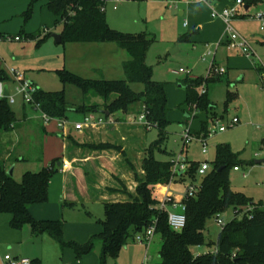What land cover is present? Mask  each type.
Segmentation results:
<instances>
[{
    "label": "rangeland",
    "instance_id": "1",
    "mask_svg": "<svg viewBox=\"0 0 264 264\" xmlns=\"http://www.w3.org/2000/svg\"><path fill=\"white\" fill-rule=\"evenodd\" d=\"M199 1L200 6H189L187 0H123L119 3L108 1L106 17L110 28L115 32L129 36L144 35L150 40L146 65L153 71L152 80L166 85L168 97L166 138L161 150L155 148L152 155L160 162H174L177 167H174L173 171L180 170V167L185 165L187 172L196 178L188 176L184 180L171 182L168 189L173 196L181 199L192 186L201 184L203 179L197 176L198 167L195 165L207 162L211 167L214 166L218 147L228 146L240 162L239 171L231 169L232 190L244 194L255 204L263 203L264 206V163H256L264 160V91L261 90L259 74L255 69L259 58L264 62V31L261 30L264 22L256 19L259 15L264 16V0L250 6L248 11L245 9L246 4L240 7L238 16L230 24L238 38L247 41L256 53L251 58H247L239 48L230 47L228 25L222 19L212 17L213 7L221 14L227 7L233 6L235 0ZM247 13L248 16L244 17ZM16 22L17 19H14L8 22L6 27L15 29ZM34 22L37 27H41L44 41L39 44L37 40H27L23 37L22 42L4 39L0 41V57L3 58L2 53L13 55L16 47L25 48L26 56L23 60L17 61L19 63L14 62L13 56L11 60L9 59L8 62L12 63L9 71L21 72L36 90L63 91L67 101L77 108L85 103L82 92L74 85L64 86L58 71L67 70L86 80L126 79L123 65L130 60V56L117 44H57L54 36L61 34L63 24H56L54 16L47 8L34 13L31 20L26 24L24 22V25L26 27ZM195 29L197 32L193 33ZM17 36H21L20 33ZM182 38L187 40H181ZM39 62L42 66L38 68L36 64ZM220 68H224L226 73L217 74L216 70ZM180 70H184L185 73L176 74ZM191 79H207L199 92L200 94L208 92L212 104L209 110L192 111L187 106L185 82ZM9 86L11 96L15 97L16 104L10 105L16 114L17 126L14 131L0 135V160L5 161L7 155H10L6 164L11 165L10 169L14 167L13 178L18 183L22 181L25 172L53 168L55 173L49 187L48 202L32 206L30 209L32 217L38 222L62 224L65 243L85 245L92 236L103 232L101 222L105 220L104 205L99 200L89 198L85 200L78 197L79 201L75 202L63 200L60 181L62 173L57 170L65 154L59 121L52 119L47 122L38 109L27 103L23 95L17 93L19 85L10 83ZM132 88L136 92H141L144 86L135 84ZM98 102L101 100L92 97L86 100L89 104ZM143 110L142 105L138 104L131 110L132 114L117 112L111 116L115 120L128 118V125L134 121L135 126H138V149L134 144L129 147L117 146L118 149H115L121 156L109 174L114 184L112 193L121 194L113 196L118 199H124V195H128V186L134 185L131 192L136 190L137 179L145 177L144 161L148 151L162 139V132L159 129L149 128L146 119L141 120ZM212 116H216L215 120H219V125L226 127L234 118H238L240 122L232 128H227L223 133L218 132L204 139L201 134L202 123L214 127L216 124L212 121L215 120H210ZM68 118L66 128L69 130L75 129L79 123H84V120L81 121V113L69 112ZM116 122L119 125L120 121ZM42 126H45V131ZM259 126L261 129H258ZM110 127L114 128V125L89 129L99 135L97 144L109 140L106 139V134ZM188 129L191 130L192 141L186 145L183 142V135ZM86 132L81 136H85ZM118 132L120 133V129L115 130L116 134ZM118 136L113 139L116 140ZM204 143L207 148L206 154L203 153ZM83 150L104 151L89 150L86 147ZM162 187L164 186H158L155 193L160 202L166 198V195L162 194ZM65 203L77 206L70 208L65 206ZM250 209L252 210V207ZM246 210L238 214L239 219L244 217ZM235 215L236 212L229 209L221 214L220 219L226 224L232 221ZM10 221L9 213L0 212V264H4L2 259L6 254L13 257L17 250L30 254V261H35L43 255L49 257L54 253L50 256L52 264L101 262L102 247L99 241H96L88 255L77 261L70 248L61 249L59 243L50 241L55 248L51 252L42 241L47 239L33 235L28 226L22 230L13 229ZM221 227L215 219L209 220L205 231L206 243L192 248L193 254L201 256L215 253ZM160 251L159 234L155 235L149 246L130 240L117 257L109 256L105 264H158ZM146 257L149 259L145 260Z\"/></svg>",
    "mask_w": 264,
    "mask_h": 264
},
{
    "label": "trees",
    "instance_id": "2",
    "mask_svg": "<svg viewBox=\"0 0 264 264\" xmlns=\"http://www.w3.org/2000/svg\"><path fill=\"white\" fill-rule=\"evenodd\" d=\"M39 0L31 3L24 14L25 22L32 18L33 7ZM135 1V0H133ZM143 1V0H137ZM261 0H245L250 8ZM104 0H49L47 7L56 19L63 24L62 44H107L115 43L126 51L130 60L124 63L125 80H86L67 70L58 71L64 86H76L84 96L85 103L73 107L66 99L65 92H45L36 90L31 105L50 119L68 120V113L75 110L84 116L95 113H129L136 105L143 107L149 128L162 132V139L151 147L144 161V178H138L134 194H128L124 202L105 203V220L101 222L103 232L91 237L85 245L65 243L63 225L36 221L30 212L34 205L48 202L49 187L55 170L43 168L39 172H26L20 183L9 175L6 161L0 160V212L11 215V227L22 230L30 227L35 235H48L63 248H70L77 261H81L94 248L96 241L101 244L100 264H105L109 256L117 257L130 240L156 226V234L161 237V251L158 264H264V206L255 204L244 194L231 188V169L239 168L236 154L228 146H219L217 159L212 171L201 181L198 192L184 198L187 225L182 232L173 231L168 224L167 212L161 210V202L156 197L158 186H167L176 178H194L190 172L173 171L174 162H160L154 159L155 148L161 150L168 124V97L166 85L152 80L153 71L146 65L150 40L144 35L129 36L112 30L106 17ZM194 31L193 33H196ZM24 33V32H23ZM42 31L27 35V39L44 40ZM181 40H187L182 38ZM208 79V78H207ZM207 79L187 80L186 104L191 110L207 111L212 107L208 92L200 94ZM0 81H8L1 72ZM141 84V92L132 86ZM100 99L101 102L89 104L87 98ZM109 116V117H110ZM217 119L212 116L210 120ZM17 124V117L7 98L0 100V135L10 133ZM208 123H202L201 134L207 136ZM94 150L118 149L117 146L101 144L90 146ZM200 168L199 165H195ZM65 206L75 208L73 203ZM253 206L250 215L242 219L238 214ZM233 209L236 212L232 221L221 227L215 253L196 257L192 248L206 243L207 222L218 221L222 213ZM212 244V243H211Z\"/></svg>",
    "mask_w": 264,
    "mask_h": 264
},
{
    "label": "crops",
    "instance_id": "3",
    "mask_svg": "<svg viewBox=\"0 0 264 264\" xmlns=\"http://www.w3.org/2000/svg\"><path fill=\"white\" fill-rule=\"evenodd\" d=\"M35 0H0V36L3 37L5 35H10L14 34L16 36L18 33L23 38L27 39V35L36 33L38 31H42L41 27H37L35 25V22L29 25H24L25 19H24V14L28 11L31 3ZM49 0H39L35 3L33 7V14H36L37 12H40V9L47 8ZM189 2V6H200V1L199 0H187ZM216 10V7H213ZM228 8V7H227ZM248 8V9H247ZM246 11L249 10V7H245ZM50 11V10H49ZM183 15V12L181 13ZM248 16V13L245 14L244 17ZM55 18V17H54ZM14 19H17V22L14 23L15 29H10L7 28L6 26L8 25V22L13 21ZM190 19V16H189ZM56 21V19H55ZM26 24V22H25ZM34 24V26H33ZM57 24V23H56ZM59 24V23H58ZM185 26V25H184ZM188 27V26H185ZM197 31V29H195ZM24 32V33H23ZM62 33V32H61ZM61 35V34H60ZM27 40H34V39H27ZM36 41V40H35ZM38 43H42L44 40H37ZM22 42V41H21ZM58 44V43H57ZM60 44V43H59ZM81 45H86V44H81ZM101 45V44H98ZM3 58L0 60V73L3 72L7 78L8 81L3 82L5 86L10 87V83H18L13 79V77L10 74V65L12 64L11 62L9 63V59L11 60L12 56L14 58V62L17 64L23 60L25 55V48L21 47H16L14 50L13 55H5L2 53ZM35 60L38 61V59L35 58ZM37 67H41L42 64L39 62V64H36ZM43 66H45L43 64ZM255 69L258 73L257 67L255 66ZM17 88V87H16ZM10 93V89H9ZM18 93V92H17ZM11 96V93H10ZM14 101L15 97L11 96ZM16 103L14 102L13 105ZM72 113H79L76 112L75 110L71 111ZM131 112V111H130ZM129 112V113H130ZM82 114V113H81ZM97 117L103 116L101 113H95ZM128 114V113H125ZM132 114V113H130ZM43 115V114H42ZM88 116V115H87ZM82 114V120L85 121L86 117ZM107 117V116H106ZM111 117V116H110ZM69 119V118H68ZM134 119L137 120L136 117ZM115 120V118H114ZM120 121L119 125L115 124L114 128L110 127L109 132L106 134V139L109 140H104L103 144H109L112 146H121V145H126L127 147L131 146L134 144L136 148L138 149V126H135V123H131L128 125V118L127 119H116ZM67 121V120H66ZM79 123V122H78ZM80 124V123H79ZM15 128L14 130L16 129ZM42 129L45 131V126H42ZM89 129H95V128H89ZM89 129H84L82 131H76L74 128L69 130L68 128L62 129V137L64 141V158L61 162L58 164V171L62 173L61 177V185H62V191H63V200L67 202L68 200H72L71 202H75V200H78V197L81 199H96L97 201L99 200L103 205L105 203H115V202H124L128 199V195H124V199H118L117 197H113L115 195L121 196L120 193H112V189L114 187L113 182L111 181L112 176L109 174L111 171V168L116 166V162L120 160L121 153L118 150L115 149H109V150H104V151H88L85 152L83 149L84 147L88 148L89 150H94L91 149L90 146H99L101 144H97V139L99 135H97V132H92V130ZM120 129V136L115 133V130ZM13 130V131H14ZM87 131V132H86ZM85 136H81L85 134ZM116 136L117 139L114 140ZM111 138V139H110ZM113 141V142H112ZM118 142V144L116 143ZM127 142V143H126ZM95 143L97 145H95ZM117 152V154H116ZM136 155V153H133ZM123 156V155H122ZM138 156V155H137ZM124 157V156H123ZM10 158V155L8 154L5 161H8ZM125 158V157H124ZM145 158V157H144ZM138 159V157H137ZM24 160V158H23ZM126 160V158H125ZM202 164V163H201ZM200 164V165H201ZM11 165L7 164V167L9 168ZM176 166V165H175ZM185 167V165H182ZM43 169V168H42ZM40 169L39 171H41ZM113 169V168H112ZM37 171V172H39ZM30 172V171H29ZM180 173V177L187 172L186 168L183 170L178 171ZM26 173V172H25ZM118 178V177H117ZM116 178V179H117ZM178 180H181L179 178L174 179L173 182H176ZM119 181V179H117ZM125 184V182H123ZM134 184V183H133ZM127 185V184H126ZM134 185L128 186L129 191L128 194H134V192H131V190H134ZM169 185L162 187V194L164 195H173L169 189ZM78 195V196H77ZM35 235V234H33ZM38 236V235H35ZM38 238L42 239H47V240H42L45 242V247L52 252V249L54 248V244L50 241H54L52 238H50L48 235H40ZM37 238V239H38ZM35 239V238H34ZM51 239V240H50ZM54 243H57L54 241ZM212 243V242H211ZM61 249H63L62 246L59 245ZM59 248V249H60ZM47 251V250H46ZM54 253L50 254L48 256H42L38 258L35 261H32V264H52V256ZM30 255V254H29ZM29 255L26 254L22 250H17L15 251L13 258L16 259H29ZM22 256V257H21ZM196 257L200 255H195Z\"/></svg>",
    "mask_w": 264,
    "mask_h": 264
},
{
    "label": "built area",
    "instance_id": "4",
    "mask_svg": "<svg viewBox=\"0 0 264 264\" xmlns=\"http://www.w3.org/2000/svg\"><path fill=\"white\" fill-rule=\"evenodd\" d=\"M108 1H115V2H121L123 0H104V2ZM245 5V0H235L234 5L231 7L226 8L223 13L219 14L217 13V11L212 8V17L213 18H220L222 19L227 25H228V38H229V43L231 44L230 47L232 48H239L242 53L247 56V58H251L252 56H255L256 53L254 52V50L250 47V45L248 44L247 41H245L244 39H239L237 34L233 31L232 27H231V22L232 20L238 16V12L240 7H243ZM257 20L261 21L262 23L264 22V16L263 15H259L256 17ZM261 30L264 31V25L261 27ZM7 39L8 41L11 42H21L22 41V36H0V41ZM1 60V58H0ZM257 70H258V74H259V78H260V83H261V90L264 91V62L259 58V63L256 65ZM185 73L184 70H180L179 72H177L176 74H182ZM217 74L223 75L226 73L224 68H220L218 70H216ZM11 76L13 77V79L18 83V88H17V92L18 94H21L25 97V100L27 103L31 104L33 103V94L36 92V89L29 83L26 81L25 76L21 73V72H17L15 70H12L10 72ZM187 74L189 75L190 72H187ZM4 83L2 81H0V100L5 98V92H4ZM9 103L13 104L15 101L14 99L9 96L8 98ZM36 109L39 110V106H36ZM197 109H193L192 111H196ZM44 116V115H43ZM44 119L49 122L52 119L48 118L47 116H44ZM145 120V117L142 116L141 120ZM59 121V128L60 129H64L66 127V121L64 120H58ZM213 123H215L216 125L214 127H208L207 130V136H203L202 137L205 139L208 136L211 137L212 135L216 134V133H223L227 130V128H232L233 126L239 124V119L238 118H234L230 124L228 125V127L224 126V125H219V120H215L212 121ZM117 122L116 120H114L112 117H106V116H101V117H97L96 114H90L86 117L84 123H80L77 124L75 126V130L76 131H82L84 129H89V128H96V127H102V126H109V125H115ZM258 129H261V127L259 126ZM192 141L191 138V130L188 129L184 135H183V142L184 144H189ZM203 153L206 154L207 153V148H206V143H204V150ZM176 165V164H175ZM177 167V166H175ZM184 167L181 166L180 170H183ZM174 171L175 173H178V171ZM235 171H239V168H235ZM212 171V167L210 166V164H208L207 162H203L200 165V168L198 170V176L201 178L206 177L210 172ZM200 188V184L197 186H192L190 188V190L188 191V193L183 196V198L181 199H177L175 198L173 195L169 194L166 196L165 200H163V202H161L160 208L161 210L167 212L168 215V224L169 227L175 231V232H179L185 229L186 225H187V217H186V205L184 204V198L188 197V196H193L195 195L198 190ZM252 210L254 209L253 206ZM249 208H247V210L245 211L244 215H250V213L252 212V210ZM243 215V216H244ZM218 224L221 226H224L225 223L222 221V219H218ZM156 235V226H153L151 228H149L146 232L144 233H140L135 237V240L141 244V245H145V246H149L152 241L153 238ZM149 258L146 257L145 260H148ZM3 262L4 264H32V261H30L29 259H16L13 258L12 256H10L9 254H6L3 257Z\"/></svg>",
    "mask_w": 264,
    "mask_h": 264
},
{
    "label": "water",
    "instance_id": "5",
    "mask_svg": "<svg viewBox=\"0 0 264 264\" xmlns=\"http://www.w3.org/2000/svg\"><path fill=\"white\" fill-rule=\"evenodd\" d=\"M247 9H248V8H247ZM54 37H55V39H56V43H58V44L61 43V35L54 36ZM4 92H5V98H8V97L10 96L8 86H5V87H4ZM102 114H103V113H102ZM105 116L109 117L110 114H109V113H105ZM256 163H257V164H263V163H264V160H262V161H257ZM13 174H14V167L11 168V169L9 170V175H10V176H13Z\"/></svg>",
    "mask_w": 264,
    "mask_h": 264
}]
</instances>
